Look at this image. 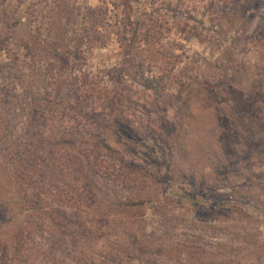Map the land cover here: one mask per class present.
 I'll use <instances>...</instances> for the list:
<instances>
[{
  "label": "rangeland",
  "instance_id": "374dc122",
  "mask_svg": "<svg viewBox=\"0 0 264 264\" xmlns=\"http://www.w3.org/2000/svg\"><path fill=\"white\" fill-rule=\"evenodd\" d=\"M129 1L132 51L166 78L159 99L114 73L133 43L131 34L124 40V0H0V131L9 121L8 135L22 140L41 112L47 139L78 129L68 150L77 153L102 138L142 176L131 191L95 180L99 203L81 223L91 227L98 215L107 224L90 237L76 233L68 246L47 218L31 221L20 209L13 225L0 222L2 247L18 256L13 264H44L54 238L64 264H264V0ZM93 86L108 93L79 114L72 89L90 97ZM93 107L104 119L97 125ZM113 108L131 119L137 140L118 131ZM62 179L77 190L69 173ZM0 184L4 198L18 195L10 171Z\"/></svg>",
  "mask_w": 264,
  "mask_h": 264
},
{
  "label": "trees",
  "instance_id": "16d2710c",
  "mask_svg": "<svg viewBox=\"0 0 264 264\" xmlns=\"http://www.w3.org/2000/svg\"><path fill=\"white\" fill-rule=\"evenodd\" d=\"M124 7V30L126 35H132V44L125 46V60L121 67L115 69L121 77H126L143 87L145 90L154 93L159 99L165 91L166 87L164 81L166 78L155 75L151 67H147V64L142 60H137L136 53L132 51L134 45L138 42V33L136 29H133L132 16L129 13L132 10V6L129 0H124L122 4ZM102 10L95 9L93 19L99 20V13ZM128 12V13H127ZM98 22L96 25H100ZM102 24V23H101ZM147 40L150 39L149 35L145 37ZM213 87V86H212ZM211 89H214L212 88ZM73 94L77 102V107L73 108L79 112V114L86 111L92 104V96L99 91L104 95L108 93L102 89H96L93 86L92 89L88 90V97H83L84 88L75 90ZM82 92V95H80ZM86 93V92H85ZM40 102L38 97L36 102ZM116 105V106H115ZM123 102L119 99L113 101V106L121 107ZM35 107V106H34ZM94 116H92L94 124H98L104 121L100 113L92 108ZM112 116H114V123L118 131L128 133L132 136L133 140H137L134 135H137L138 130L134 126L131 119L124 115V112L118 108H113ZM40 114H38L34 128H29L25 131L24 137L21 139L13 138L11 134L8 135L12 130L16 128L11 122L5 121L0 131V172L10 171L13 177L17 181V196L9 193L8 198L2 196V189L0 188V222H5L7 226L13 225L15 218L20 212L26 214V218L32 221L35 217H45L49 222L56 226L58 235H62L65 240L63 243L70 245L68 242L69 238H73L76 233H80L84 238L91 236V228L104 226L107 222L106 217L95 215L91 227L81 223L83 220L82 215L88 213L94 206L99 203L95 192V186L98 183L95 180L102 182L107 187H115L117 190L131 191L136 186L138 187L140 182L139 178L142 177L140 172L135 168V163H130L124 156H121L118 151L108 146L103 139H96V141H86L77 153L68 151L70 149L77 148L79 143L72 142L77 139L79 135L78 129H74L71 132L59 131L55 133L52 140L46 138L39 127L41 126ZM83 116V115H82ZM83 119L90 120L91 116H83ZM144 126V125H141ZM148 128V127H147ZM140 129V127H138ZM150 133H156L153 128H150ZM155 135V134H154ZM19 137V136H18ZM105 150L111 153L107 156ZM65 173L75 178V186L77 190H73L72 187L64 182L63 176ZM148 177L146 178V180ZM65 183V184H64ZM49 184L50 191H48L46 185ZM1 186V184H0ZM74 188V187H73ZM32 190L31 197L29 192ZM83 191V192H82ZM87 197L85 198V196ZM19 196L18 199H16ZM89 196V197H88ZM45 198H50L54 203L58 204V208H49L45 204ZM6 200H8L6 202ZM144 202V201H141ZM136 203H128V206H134ZM13 206V209L9 207ZM127 206V205H126ZM10 209V210H9ZM95 210V209H94ZM14 216L11 219L8 217ZM29 220V221H30ZM28 221V224H29ZM62 223V224H61ZM73 227H77V231H72ZM0 228H2L0 226ZM24 228L21 226L17 227V235L22 238L25 234ZM65 235V236H64ZM50 240V247H48V253L44 264H64L65 259L60 260L62 248V241L58 239ZM88 240V239H87ZM89 241V240H88ZM13 242V240H12ZM20 241L15 245L17 247L18 254H21L25 248L24 243ZM94 242V241H90ZM14 245V246H15ZM134 247H139L141 243L133 238ZM0 243V264H13V260L17 257H8V253L2 247ZM74 246V245H73ZM74 248V247H73ZM4 252V253H3ZM71 251L67 253L69 256ZM63 254V253H62ZM144 254V252H142ZM46 256V255H45ZM59 259V260H58ZM12 260V261H11ZM88 260V259H87ZM30 264V263H29ZM76 264H103L96 263L90 259L85 261H76ZM118 264V262H113Z\"/></svg>",
  "mask_w": 264,
  "mask_h": 264
}]
</instances>
